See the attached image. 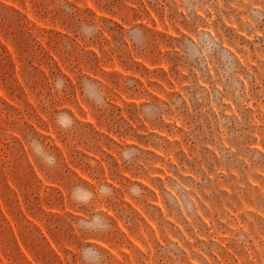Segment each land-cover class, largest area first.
Instances as JSON below:
<instances>
[{"label":"rangeland","instance_id":"1","mask_svg":"<svg viewBox=\"0 0 264 264\" xmlns=\"http://www.w3.org/2000/svg\"><path fill=\"white\" fill-rule=\"evenodd\" d=\"M0 264H264V0H0Z\"/></svg>","mask_w":264,"mask_h":264},{"label":"clouds","instance_id":"2","mask_svg":"<svg viewBox=\"0 0 264 264\" xmlns=\"http://www.w3.org/2000/svg\"><path fill=\"white\" fill-rule=\"evenodd\" d=\"M59 88V85H57ZM90 98L94 99L95 101L99 102L97 95L93 92L90 94ZM57 125L62 128L63 130H68L73 125L74 121L71 117L68 116L67 113H59L56 118ZM30 150L32 151L33 155L39 159V161L49 168H55L57 166V158L53 154H49V152L45 151L43 145L39 144L38 142L33 141L30 145ZM135 150L133 149H125L122 152V156L124 160L131 163L133 155H135ZM100 196L102 197H110L112 195V189L107 185H101L98 189ZM130 191L133 195H137L140 189L136 186H133ZM71 200L74 203L87 205L93 199V192L83 186H76L71 191ZM80 227L83 230H91V231H106L110 225L104 220L101 216H94L92 217L91 221H80ZM107 226V227H106Z\"/></svg>","mask_w":264,"mask_h":264}]
</instances>
